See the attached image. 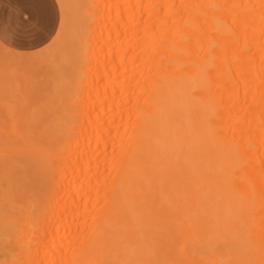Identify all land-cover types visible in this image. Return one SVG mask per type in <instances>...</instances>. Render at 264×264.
<instances>
[{"label": "bare ground", "instance_id": "1", "mask_svg": "<svg viewBox=\"0 0 264 264\" xmlns=\"http://www.w3.org/2000/svg\"><path fill=\"white\" fill-rule=\"evenodd\" d=\"M57 2L0 45V264H264V0Z\"/></svg>", "mask_w": 264, "mask_h": 264}, {"label": "crops", "instance_id": "2", "mask_svg": "<svg viewBox=\"0 0 264 264\" xmlns=\"http://www.w3.org/2000/svg\"><path fill=\"white\" fill-rule=\"evenodd\" d=\"M60 23L57 0H0V45L13 51L31 52L43 48L55 36Z\"/></svg>", "mask_w": 264, "mask_h": 264}, {"label": "rangeland", "instance_id": "3", "mask_svg": "<svg viewBox=\"0 0 264 264\" xmlns=\"http://www.w3.org/2000/svg\"><path fill=\"white\" fill-rule=\"evenodd\" d=\"M60 11H61V8H60ZM61 15H62V11H61ZM1 53H2V49L0 48V56H1ZM1 75V74H0ZM1 83H2V79H1V77H0V85H1ZM4 93H8V92H4ZM4 93H0V96H2V97H4L5 96V94ZM6 97V96H5ZM5 97H4V100H5ZM7 98V97H6ZM8 98H11L12 99V97L11 96H9ZM6 99V101H2L3 100V98H1L0 97V109H3V110H5V107L6 106H8L9 105V103L11 102L10 100L11 99ZM3 112V111H2ZM1 148V147H0ZM2 149V148H1ZM0 153H2V154H4V151H3V149L2 150H0ZM2 173H3V171H2ZM3 175V174H2ZM3 179H4V177H2ZM5 180V179H4ZM3 180V181H4ZM3 181H1V182H3ZM4 185V184H3ZM2 186H0V188H1ZM5 189V188H4ZM2 190H3V188H2ZM4 191V190H3ZM0 196H1V192H0ZM0 214H2V215H0V216H2V217H0L1 219H0V221H3V219L2 218H4V216H3V213L2 212H0ZM1 223H3V222H1ZM3 224H0V226H2Z\"/></svg>", "mask_w": 264, "mask_h": 264}]
</instances>
